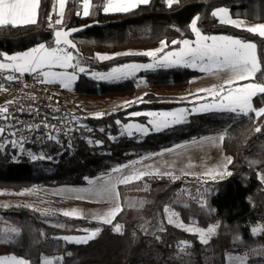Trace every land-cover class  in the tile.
Instances as JSON below:
<instances>
[{"label": "trees", "instance_id": "16d2710c", "mask_svg": "<svg viewBox=\"0 0 264 264\" xmlns=\"http://www.w3.org/2000/svg\"><path fill=\"white\" fill-rule=\"evenodd\" d=\"M103 2L93 0L97 6ZM218 7H228L234 18L264 22V0H178L171 7L165 4V0H151L149 5H141L128 13L104 14L97 7L89 17L76 16L77 5L68 3L62 25L78 26L90 21L113 20L73 36L83 57L81 65L88 71H107L124 63L150 59L127 55L100 61L93 58L99 52H141L155 49L162 39L169 44L172 40L194 39L189 25L197 15V24L205 34H229L256 43L264 68V38L218 23L210 15ZM51 8L52 0H41L35 25L0 28V53L13 54L42 42L53 44L56 16L53 15L52 27H49ZM200 73L186 67L143 72L141 75L151 88L143 97L145 102L107 109L101 119L90 118L92 115L78 117L71 112L69 114H74L86 126L81 132L61 133L59 142H55L45 136L48 131L41 130V139L25 144L24 154L16 160L12 157L18 150L10 146L0 150V190L87 186L85 177L95 179L114 165L126 164L143 154L160 153L218 132L225 134L223 150L232 158V163L227 166V172L232 175L209 180L206 184L202 177L189 174L180 175L175 180L167 175L145 176L142 181L120 185L123 210L111 225L90 217L67 218L60 211L25 203L8 207L0 205V229L17 228L20 231L15 243L0 242V256L14 254L29 259L31 264H41L42 257L56 255L62 256L63 264H227L225 254H247L248 264H264V183L257 175L264 168V116L235 117L227 112L192 114L188 122L131 138L120 135L123 129L115 123L116 120L122 124L130 120H148L146 116L128 119V113L132 111L171 109L190 104L157 91L187 90L191 79ZM255 81L264 82V76L258 73ZM136 89L135 79L109 83L81 74L73 92L80 98L105 102L133 97ZM52 94L57 96L56 92ZM254 104L264 107V95L254 97ZM256 127L261 131L256 132ZM87 128L93 131L88 132ZM101 128L103 132L99 131ZM110 136L115 139H110ZM89 139L103 143L100 146L89 144ZM28 153H43L52 159L33 161ZM193 197H203L207 208L200 207ZM166 205L177 210L186 223L195 222L202 226L219 224L217 233L208 244L201 243L198 234L167 223ZM44 210L54 214L44 215ZM116 224L123 225L122 233L113 230ZM158 225L164 230L159 231ZM97 228L101 229L100 233L86 244L54 239L85 234L78 231L80 229ZM253 230L260 234L254 237ZM182 242L190 247L185 249Z\"/></svg>", "mask_w": 264, "mask_h": 264}, {"label": "snow or ice", "instance_id": "6c2138e0", "mask_svg": "<svg viewBox=\"0 0 264 264\" xmlns=\"http://www.w3.org/2000/svg\"><path fill=\"white\" fill-rule=\"evenodd\" d=\"M178 0H165V4L171 7ZM68 3H75L77 9L74 11L76 16L89 17L93 10L99 7L104 14L112 13H128L138 8L141 5H149L151 0H104V2L97 6L93 3V0H52V8L49 12L48 21L49 27H52L53 15L57 16L54 23L59 26L63 24V18L65 15L66 5ZM41 8V0H0V28L3 27H22L28 25H35L38 22L39 11ZM210 15L216 19L220 24L229 25L237 29H241L253 35H258L264 38V23H257L253 25H246L245 21L241 19L232 18V14L228 7H218L211 11ZM199 15L194 17L190 22V30L194 33V40L182 39L172 40L169 42L166 39H162L159 42V47L150 50H144L141 52H121L115 54H94L93 58L100 61H107L115 59L118 56L127 55H140L150 58L151 62L148 63H124L122 65L114 66L106 72H92L91 76L97 81L103 82H121L129 79H134L141 71H150L157 69H165L172 67H186L192 69H198L201 72L219 73L228 72L230 75L223 83L219 85H213L209 88L198 89L195 98L191 101L194 107L180 108L174 111H132L128 113V119L140 116H146L150 119L147 124L140 123H126L122 124L120 120H116L115 123L121 126L123 131L120 135H127L129 138L134 135H148L152 130L159 132L166 128L173 127L177 124H181L186 120V113L188 112H229L237 116H249L254 114L259 118L264 116V107L256 109L252 100L254 97L264 95V82H252L239 84V81L255 80L257 74L264 76V68L261 66L260 58L258 56L257 44L254 42H246L245 40L233 37L226 34H212L207 35L202 33L198 28L197 23ZM79 31V29L65 30L59 28L54 33V46H46L45 43H39L36 46L28 49L27 51L17 52L9 55L0 53V71H11L18 75H7L3 77V80L8 82H18L25 74H31L40 83L55 84L59 83L64 88H68L73 81L77 79L78 74H84L88 72L86 67L81 66L83 57L77 49L76 44L69 39L71 33ZM179 47H173L177 46ZM173 47V50L165 51L166 49ZM7 61V62H3ZM62 69V71H54L53 69ZM71 69L72 71H68ZM142 79L137 80V86L144 83ZM235 85V86H234ZM0 90H7L3 83H0ZM203 93L204 95H201ZM144 93L141 97H137L134 100L124 102V105L131 107L136 103L145 102L143 97L147 96ZM211 99V102L200 103V101H207ZM28 99L35 101V96H28ZM183 99L187 100V97ZM16 100H10L6 102V105L0 107V150H4L7 147H11L13 150H18L17 155L13 156V160H16L19 155L24 154V145L28 142V138L23 135V132H38L40 128L52 129L45 133L47 139L59 142V136L61 129L56 125L47 123V118L40 124L24 125L23 121L17 119L19 114L33 115V113L39 114L38 109H33L29 105L28 109L23 106L19 107L17 111H10L7 105L16 103ZM106 115L104 112H97L90 118L101 119ZM55 119V117H52ZM69 121L73 126H68ZM61 124L64 126V135H69L72 132L78 131L81 127H86L79 123V120L74 114H68L61 120ZM88 132L93 131L91 128H87ZM99 131L103 132L101 128ZM256 132H260L261 128L256 127ZM19 133V137L17 138ZM7 137V139H5ZM39 138V137H38ZM110 139H115L111 137ZM225 134H219L217 136L201 137L199 140H194L192 143H211L215 144L217 141L223 142ZM89 144H95L97 146L102 145V141L88 140ZM69 148L71 143L69 142ZM165 149L160 153H154L153 156H163L165 152H173L176 148ZM31 160L36 161L39 159H52V157H46L45 154L39 155L28 153ZM226 164L232 163L231 157H226ZM133 161L123 165L113 167L108 173L102 174L95 179H89L85 177V181L92 187L87 189H63L66 192H76V199H84L79 195L80 192H87L91 196L98 198H107L115 202V206L103 215L94 217L98 222L111 225L114 218L123 210L119 203L120 193L117 188L120 185H128L136 181H142L145 176H164L167 175L173 180L179 179L178 176H174L172 172H161L159 168L155 171H149L147 169L152 168V165L145 166V170L137 169ZM254 163V162H253ZM226 164L223 166H217L216 168L206 169L203 173H200V177L203 178V182L206 184L209 180L216 181L223 179L225 175H232L227 172ZM186 175L188 173H185ZM261 182H264V173H257ZM36 189L25 190L24 193H32ZM61 190H55L54 194H59ZM199 191V190H198ZM193 199H197L193 197ZM197 203L202 208H207V202L200 197L197 199ZM5 205L4 207H8ZM19 206V205H16ZM39 211V209H32ZM169 206L164 207V213L168 224L178 227L182 230L190 233L198 234L199 240L203 244H208L210 237L215 233L219 224L210 225L205 231L204 229L192 227H185V225L179 221V214L172 211L170 212ZM211 211V210H210ZM44 215L54 214L49 213L48 210H44ZM62 216L72 219L84 218L83 213L76 208L70 210H63L60 213ZM159 231H163L164 228L160 225L157 226ZM123 225L116 224L114 231L116 233H122ZM85 233L83 236H61L54 237L57 240H63L66 243L74 244H86L90 240L96 238L101 229H80ZM260 233L256 230L252 231V235L255 237ZM20 235V231L17 228L0 229V242L15 243V237ZM43 235V233H41ZM160 239L159 236L156 237ZM184 248L190 247L186 242H182ZM70 255V253H69ZM228 264H248V256H231L225 254ZM62 261V257L56 258ZM0 264H29V262L23 258L0 257ZM41 264H56V260L46 257L41 258Z\"/></svg>", "mask_w": 264, "mask_h": 264}, {"label": "rangeland", "instance_id": "374dc122", "mask_svg": "<svg viewBox=\"0 0 264 264\" xmlns=\"http://www.w3.org/2000/svg\"><path fill=\"white\" fill-rule=\"evenodd\" d=\"M234 18V17H232ZM234 19H240V18H234ZM245 21L246 25H253L257 23H264V22H254L246 19H241ZM198 26V24H197ZM199 28V26H198ZM203 33V32H202ZM205 34V33H204ZM209 35V34H207ZM212 35V34H211ZM229 35V34H226ZM232 36V35H231ZM234 37V36H233ZM195 38V37H194ZM194 40V39H190ZM46 44V43H45ZM46 46H54V43L51 45L46 44ZM159 47V45H158ZM179 47V46H178ZM30 49V48H28ZM28 49H24L22 51L18 52H23L27 51ZM173 50V49H170ZM170 50H165V51H170ZM17 53V52H15ZM13 53V54H15ZM100 54H109L107 52H99ZM12 55V54H9ZM0 60H3V58H0ZM7 62V61H3ZM136 63H148L151 62L149 59L148 61H132ZM131 63V62H128ZM85 67L84 65H81ZM192 69V68H189ZM54 71H62V69L56 68L53 69ZM199 71L198 69H192ZM68 71H72L69 69ZM108 71V70H107ZM150 71H155V70H150ZM150 71H141L140 73L137 74V77L134 78L136 81L138 79H142L145 82L137 86L136 94H134L133 97H127V98H117L115 100L111 101H97V100H89L87 98H80L78 97L74 92H73V87L75 85V82L79 79L81 74H78L77 79L72 82V84L68 88H64L62 85L59 83L55 84H48V83H40V86L48 91L54 98L58 99L59 101H65L70 103V107L72 111L78 116H86V115H93L97 112H104L107 109H113L117 108L119 106H125L124 102L129 101V100H134L137 97H141L144 93H147L148 91L151 90L149 88L145 77H143L141 74L143 72H150ZM92 72H106V71H100V70H93V71H88L86 74L88 77H91ZM201 72V71H199ZM205 74H211L213 77L216 76V79H213L209 84H221L225 79L228 78L230 73L228 72H219V73H209V72H201ZM95 79V78H93ZM196 80V79H195ZM109 83H116V82H109ZM186 91V90H184ZM184 91H174V92H164V91H157L158 94L161 95H166V96H172V97H177L180 99H183L182 97ZM56 92L57 96L53 95L52 93ZM60 95V96H59ZM184 100V99H183ZM189 102V100H186ZM211 102V101H210ZM208 102V103H210ZM202 103V102H201ZM136 104H139L136 103ZM134 104V105H136ZM253 104V103H252ZM132 105V106H134ZM194 107V105L188 104V105H183V106H176L171 109H146V110H141V112H147V111H174L180 108H187L190 109ZM191 112L186 113V117L190 114ZM198 113V112H195ZM235 115V114H234ZM235 117H240L235 115ZM150 118L148 117V120ZM147 121H139V120H130L126 123H140V124H147ZM124 123V124H126ZM156 132L152 130L150 133ZM139 135V134H138ZM141 136V135H140ZM143 136V135H142ZM199 140V139H197ZM184 143L182 145H179L181 147L176 148L175 151L173 152H165L163 156H153L152 154H143L141 157H137L136 159L132 160L136 161L137 163L135 164V167L137 169L145 170V166L147 165H152L153 167L150 169H147L149 171H155L157 168L160 169L161 172H172L174 176H180L184 175L185 173H188L189 175H196L200 176V173H203L206 169H211V168H216L217 166H223L226 164V157H223L220 147L218 145V141L215 144L211 143ZM25 146V145H24ZM175 148V147H174ZM129 162V163H131ZM123 165V164H122ZM118 166L114 165L113 167ZM228 164H226L227 168ZM112 167V168H113ZM111 168V169H112ZM110 169V170H111ZM110 170L102 173L106 174ZM101 174V175H102ZM100 175V176H101ZM92 187L91 185L87 186H59V187H45V186H35L32 188L28 189H36V191L28 194H20L24 193L25 190H20V191H14V190H0V205H11V204H21L25 203L30 206L38 207L40 209H53L62 212L63 210H70L73 208L79 209L84 217H90L94 219V217L100 216L108 212L112 207L115 206V202L112 200H109L107 198H98L95 196H91L87 192H80L79 195L83 196L84 199H76L75 196L77 195L76 192H66L62 191L63 189H87ZM55 190H61L59 194H54ZM118 192L119 189L117 188ZM119 203H120V197H119ZM121 206V204H120ZM170 208L169 215L171 214L172 211L176 212L179 214L177 210H175L171 205H167ZM179 221L182 222L185 227H192L193 229L200 228L204 229L205 231L208 229L210 224L208 226H202L199 225L195 222H189L186 223L182 220L180 214H179ZM217 233V229L215 233L212 235L214 236ZM85 234H79V235H66V236H83ZM211 236V237H212ZM210 237V238H211ZM210 240V239H209ZM11 257L15 256L17 258H23L31 264L29 259H26L24 257H20L14 254L10 255H2L0 257ZM231 256H238V255H231ZM62 257L61 255H56V256H49L46 258L56 260V264H63V259L57 260L56 258ZM243 257V256H241ZM228 264V263H227Z\"/></svg>", "mask_w": 264, "mask_h": 264}, {"label": "built area", "instance_id": "2783aa9c", "mask_svg": "<svg viewBox=\"0 0 264 264\" xmlns=\"http://www.w3.org/2000/svg\"><path fill=\"white\" fill-rule=\"evenodd\" d=\"M7 75L15 76L18 74L11 71H0V83H3L7 89L6 91L0 90V107L5 106L6 102L10 100L17 101L12 105H7L12 112L17 111L21 106L28 109L29 105H31L33 109L39 110V114L33 113V115L30 116L25 112L24 114H19L17 119L23 121L24 125H29L40 124L45 118H47V123L56 125L57 128L61 129V133L63 134L64 126L61 124V120L69 113H74L70 107V103L59 101L54 98L48 91L40 86V82H37L31 74H25L18 82H8L3 80V77ZM30 95L35 96L36 100L32 101L28 99V96ZM52 117H55V119ZM79 123L83 125V123ZM68 126H73L71 121H69ZM41 130H46L48 132L53 131L52 129L40 128L38 132H23V135L28 138L27 143L39 141L42 136ZM82 130L83 127L79 128L78 131L81 132ZM18 137L19 133L17 138Z\"/></svg>", "mask_w": 264, "mask_h": 264}, {"label": "crops", "instance_id": "0c3cea01", "mask_svg": "<svg viewBox=\"0 0 264 264\" xmlns=\"http://www.w3.org/2000/svg\"><path fill=\"white\" fill-rule=\"evenodd\" d=\"M66 7H67V5H66ZM65 11H66V9H65ZM113 14V13H112ZM56 18H57V16H56ZM57 25H55V27H56ZM59 26H62V25H59ZM246 42H251V41H246ZM158 46H156L155 48H157ZM196 79V80H195ZM213 79H216V76L215 77H213L211 74H205V73H200L198 76H196V77H194V78H192L191 79V82H190V86H189V88L186 90V91H184V93L182 94L183 96L182 97H187V100H189V102H190V104L191 105H193L192 103H191V101L195 98V94H196V92H197V90L198 89H204V88H209V87H211V86H213V85H219V84H209ZM252 82H257V81H255V80H245V81H239V84H244V83H252ZM257 83H259V82H257ZM235 86V85H234ZM137 90V89H136ZM135 94H136V92H135ZM201 95H204L203 93H201ZM185 100V99H184ZM211 101V99L209 98L207 101H200V103L202 102V103H205V102H210ZM252 103H253V106L256 108V109H259L260 108V106H256L255 104H254V98H253V100H252ZM209 112H219V111H209ZM200 113H207V112H198V113H190L187 117H186V120H185V122H188L189 121V119H190V116L192 115V114H200ZM227 113H229V112H227ZM185 122H183V123H185ZM219 134H224L223 132H218V133H215V134H212V135H208V136H206V137H210V136H217V135H219ZM218 145H219V147H220V150H221V153H222V155H223V157H229L228 155H226L225 153H224V150H223V142H220V141H218ZM260 173H264V168L261 170V172ZM264 183V182H263Z\"/></svg>", "mask_w": 264, "mask_h": 264}, {"label": "water", "instance_id": "95a60500", "mask_svg": "<svg viewBox=\"0 0 264 264\" xmlns=\"http://www.w3.org/2000/svg\"><path fill=\"white\" fill-rule=\"evenodd\" d=\"M111 22H113V20H107V21H104V22L103 21L96 20V21H90V22H87L85 24H81V25H78V26H72V25H70V23H67V24L62 25V26H56L53 29V43H54V33H55V31L57 29H59V28H63L65 30L79 29V31L73 32L69 36V39L72 40L76 44L77 49L79 50V47H78L76 41L73 39V36L74 35L80 34L81 32H83V31H85L87 29L93 28L95 26H104V25H107V24H109ZM79 52L81 53L80 50H79Z\"/></svg>", "mask_w": 264, "mask_h": 264}]
</instances>
